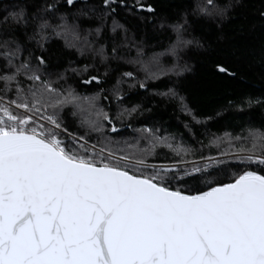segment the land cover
Here are the masks:
<instances>
[{"label":"snow or ice","instance_id":"obj_1","mask_svg":"<svg viewBox=\"0 0 264 264\" xmlns=\"http://www.w3.org/2000/svg\"><path fill=\"white\" fill-rule=\"evenodd\" d=\"M76 3L20 0L0 12V264H264V131L225 133L201 142V150L154 127L135 129V143L109 135L119 130L98 105L99 93L83 95L68 78L71 72L85 85L101 84L89 74L95 63L75 68L68 61L62 68L60 61L75 50L104 63L109 39L111 59H123L120 50L131 43L137 59L129 62L140 63L145 78L125 71L117 84L146 89L145 81L163 70L155 57L149 64L139 59L142 48L117 17L127 11L149 22L157 4L99 0V7L74 12ZM226 12L204 0L191 15L223 18ZM82 18L99 23L83 27ZM190 26L187 11L167 25L177 36L174 55L177 46H202L183 38ZM105 30L119 32L121 41L104 38ZM213 70L236 75L220 62ZM159 95L177 98L171 88ZM112 96L123 102L119 89ZM247 104L264 107V100ZM136 111L123 109L116 119ZM204 147H215L216 155ZM158 148L173 162L149 163Z\"/></svg>","mask_w":264,"mask_h":264},{"label":"trees","instance_id":"obj_2","mask_svg":"<svg viewBox=\"0 0 264 264\" xmlns=\"http://www.w3.org/2000/svg\"><path fill=\"white\" fill-rule=\"evenodd\" d=\"M18 2L20 0H0V12L6 8L14 10L10 5ZM203 3L204 0H156L158 15L149 22L140 21L139 13L133 17L127 11H120L117 19L129 28L130 41L142 48L139 59L149 64L155 57L159 69L163 70L158 78L145 81L147 88L144 90L138 86L129 87L128 82L117 84L125 71L134 72L138 79L145 78L140 63L129 62L137 59L136 47L131 43L120 50L123 59H111L109 39L106 45L109 59L104 63L100 62L99 57L93 61L89 52L78 55L75 50L60 61L62 68L67 66L68 61H72L75 68L95 63L96 67L90 69L89 74L99 75L101 84L92 82L85 85L80 82L81 77L71 72L68 78L69 83L83 95L99 93L98 105L109 111L120 129V132L109 135L115 139L129 140L139 137L135 129L154 127L159 128L161 134L201 150V142L209 145L211 139L225 133L235 136L243 135L248 129L264 131V107H249L247 104L250 99L264 100V16L260 15L264 11V0H214L219 7H227L223 18L193 17L192 7ZM93 7H99V0H77L73 11H87ZM185 11L191 26L183 33V38L195 39L202 46H177L174 55L171 48L177 36L167 25L175 22ZM162 21L164 27H161ZM78 23L83 27H95L99 21L82 18ZM108 23H111L110 19ZM112 35H115L117 43L121 41L119 32L110 34L105 30L104 38ZM97 39L102 42L100 38ZM60 43L57 42L58 45ZM217 62L227 64L235 70L236 75L229 77L215 72L213 66ZM101 88L103 92H100ZM170 88L176 92L177 98L159 95ZM114 89L121 91L122 103L113 98ZM105 96L108 99H104ZM179 97H183L184 104L200 123H195L192 116L185 114L180 107ZM133 106H137L135 113L116 119L123 109ZM66 111L70 112V109ZM68 120L70 126L74 127L75 121L71 115ZM202 150L206 155H216L215 147H211V150L204 147ZM156 152L155 156L148 158L149 163L159 165L173 162L171 153L166 149L159 148ZM218 178L227 179L224 176Z\"/></svg>","mask_w":264,"mask_h":264},{"label":"rangeland","instance_id":"obj_3","mask_svg":"<svg viewBox=\"0 0 264 264\" xmlns=\"http://www.w3.org/2000/svg\"><path fill=\"white\" fill-rule=\"evenodd\" d=\"M123 140H126V139H123ZM136 140H137V138L134 137V138H131V139L127 140V141H129L130 143H135ZM131 141H132V142H131ZM139 147H141V148H145V147H147L145 141L140 140ZM158 149H159V148H158Z\"/></svg>","mask_w":264,"mask_h":264},{"label":"water","instance_id":"obj_4","mask_svg":"<svg viewBox=\"0 0 264 264\" xmlns=\"http://www.w3.org/2000/svg\"><path fill=\"white\" fill-rule=\"evenodd\" d=\"M119 131L118 132H120V129H118Z\"/></svg>","mask_w":264,"mask_h":264}]
</instances>
